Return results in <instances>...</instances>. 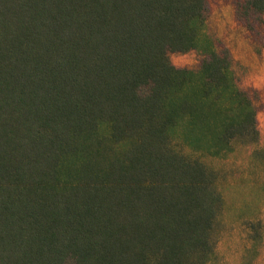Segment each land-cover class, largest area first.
<instances>
[{"label": "trees", "instance_id": "1", "mask_svg": "<svg viewBox=\"0 0 264 264\" xmlns=\"http://www.w3.org/2000/svg\"><path fill=\"white\" fill-rule=\"evenodd\" d=\"M207 16L206 0H0V264L208 262L220 197L182 147L259 132ZM191 50L198 68L171 64Z\"/></svg>", "mask_w": 264, "mask_h": 264}, {"label": "rangeland", "instance_id": "2", "mask_svg": "<svg viewBox=\"0 0 264 264\" xmlns=\"http://www.w3.org/2000/svg\"><path fill=\"white\" fill-rule=\"evenodd\" d=\"M248 0H206V33L218 49L227 48L241 88L256 102L257 144L233 140L227 148L210 149L204 135L199 145L182 153L199 160L213 174L220 197L206 264H264V12ZM176 68L196 69L200 52L170 53Z\"/></svg>", "mask_w": 264, "mask_h": 264}]
</instances>
